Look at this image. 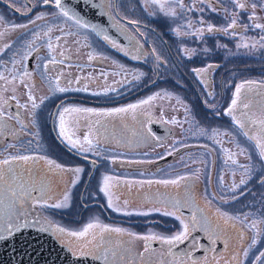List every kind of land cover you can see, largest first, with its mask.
<instances>
[{
	"label": "flooded vegetation",
	"instance_id": "obj_1",
	"mask_svg": "<svg viewBox=\"0 0 264 264\" xmlns=\"http://www.w3.org/2000/svg\"><path fill=\"white\" fill-rule=\"evenodd\" d=\"M97 1H99V3L103 6L105 14L111 19L113 26L124 36L125 41L128 42V45L121 43L119 40L116 43L120 46V48L131 52L133 55H141L145 57L148 55L151 58V62L153 63L152 67L147 68V70L150 72L155 70V63L157 62L155 51L153 53L154 49L147 41H144L145 44L137 42L135 38L129 34L128 28L130 31L137 33L139 32L137 29L142 26L145 30L154 35L165 48L164 53L162 52L160 54L166 55L167 59L170 60L173 66L176 68L178 75L183 76L185 79H188V72L192 73L194 76L196 75L193 69H202L206 68L210 64L213 65L212 68L208 69L207 73L202 74L201 77H197V88H195V90H201V93L204 95V97L209 101L210 104H212L211 109L216 113L217 118L220 120V125L224 126L225 122L226 124L229 122L230 127L239 137L240 141L235 138L232 132L229 133L226 131L227 127H219L220 129L218 130H220L222 133L228 132L230 135L217 137L221 143H216L212 138H210V134L212 130L217 129H209V135L205 136L201 135L197 129H193L190 132L182 129L180 132L175 133L170 124H165L171 129V134L167 138L164 140H159V142L149 138L148 141L145 142L142 138L140 128H127L123 123L120 122L118 124L119 127L114 129V136L117 139V147L111 146L113 150L110 151V153H106L105 148L100 146L103 148V151L101 150V153H99L98 156L103 155L104 158L97 157L93 153H87L86 155L82 156L79 155L81 157L79 160L82 161V167L79 165L77 166L82 169V172L79 173L78 176V180L81 179L80 182H77L74 186H72L71 181L75 179L76 175L72 171L65 173L67 181L65 182L64 189H62V186H60V182L59 188L61 190L60 193H63L64 191L70 192V202L66 209H57L56 211L59 214H62V216H67L68 212L73 210V200L78 199L80 214L83 218L82 227L89 222L99 221L101 224L120 227L126 229L129 232L137 234H147L149 232H154L164 236H170L179 231L181 228L179 221H177L174 216L163 215L165 210L175 211L177 215L183 216L186 222H190V219L194 214L198 220H200L202 217H205L207 218L208 226L213 229H216L217 227L216 210L218 208L222 212H226L229 215L239 216L241 220L246 213L254 214L257 217L264 215V184L260 183V180L264 179V161H260L258 159L257 152L255 151L252 143L248 141L247 138L242 135L241 131L233 125L231 117L224 115L225 110L229 107L231 99L233 98L235 87L240 83H234L230 79V82L224 80V75H228L229 69L222 70L224 73L220 81H218L217 78L214 80L213 73L221 70V66L223 67V64H217V60L214 63H209L202 67L193 66L194 64L192 65L199 51L198 47H194L192 45H195V43L198 44L197 42L202 38L198 35L191 34L185 35L184 37L181 35V38H178L176 33L171 35V33L168 32L170 28L181 27V21L178 19L176 20L175 17L166 16L158 9L149 6L148 13H145V16H147V23H137L133 25L128 23L130 20H127L120 15V12L118 11L120 6L119 0H112L111 2V9L114 16L113 19L107 11V1ZM38 2L39 0H0V16H4L5 19L9 20L7 23H17L23 25L26 21H29L31 17L38 14V10H40ZM46 6L54 8L52 5ZM25 8H28V10L26 11ZM245 18L248 17L244 16V19ZM114 19H117L118 21H114ZM229 19H231V17H229ZM224 20L227 23L228 17H226ZM236 30H240V28L237 27ZM88 31H90L96 39H104V35L98 36L92 30ZM189 33L191 32L189 31ZM217 33L203 36L207 37V39L209 37L211 38L210 41L213 43L211 44L209 56L211 57L213 55L215 58V55L218 52V44H233L230 39L223 37L220 39V41H217L219 40L218 36H221ZM27 34L29 33L27 32L25 34L19 31L18 33L16 32L14 34L16 37L14 38L15 40L19 39L21 42L28 36ZM174 38L178 39L179 53L174 50L172 51L169 47L170 41L175 42ZM13 40L8 41L6 39L3 42H0V47H3L4 44H11L13 46V42L15 41ZM143 45H145L146 48H144ZM182 45L187 48V52L189 53L188 56L186 52H184V54L181 52ZM137 48L140 49L139 52L137 51ZM37 49H39V53L34 58L31 69L28 67L27 60V67L29 71L33 70L34 62L44 50L43 47L39 45V47L35 48L31 53V56L37 51ZM5 52L13 53L12 50L8 49L5 50L4 53ZM114 54L119 58L120 61L123 60L129 62L133 74L136 69H142V67H136L138 66V63L134 61L135 59H127L128 57L124 55V52L118 50L117 48L115 49ZM3 55L1 57V61L6 60V57ZM163 59L164 58L160 56V59L158 60L160 68L165 67ZM145 65L147 66L148 63H145ZM243 75L244 74H242L241 77H243ZM155 77L156 80L159 79L158 74ZM163 77L167 76L163 75ZM202 79L204 81L203 83L201 82ZM134 81L135 80H132L129 83H133ZM246 81L249 80L242 82ZM255 82H257L256 86L247 92V96L253 115L258 117L260 108L264 106V90L261 89L264 87L260 86L261 84H264V82ZM151 83L152 82L143 85V88H147L149 85H151ZM128 86L132 85L130 84ZM196 93L200 102L204 103L201 93L198 91ZM208 93H211L212 95L209 96ZM133 95L134 94H130L126 97L116 100V102H125L126 100L131 99ZM74 96L76 95L69 94L61 97L54 93V95L51 97V101L56 103L54 109L57 107L58 110L62 104L67 102H87L86 100L82 99L84 97L80 96L81 98H79ZM12 109L21 112L19 108L11 106L10 111L13 114L18 115ZM247 112V109L241 108L237 115L240 116L242 113ZM139 113L140 112L137 113V117L149 120L148 117L140 115ZM23 118L24 117L20 119L22 120ZM127 119H129V117H127ZM152 122L164 124L158 119L156 120L151 115V119L147 122V130H149V124ZM129 125L138 126L140 125V122L136 121L135 123ZM249 127H251V125ZM200 128L205 129L204 127ZM50 132L54 137V119L52 128L50 119ZM153 135L155 136V134ZM12 138L13 136L11 135L7 138V140L9 141ZM56 144L59 147L64 146L63 144H59L57 141ZM236 144H239L241 147H244L247 150V156L252 157L253 155V159L251 160H249L245 155L239 156L238 163L251 164L254 168L260 169L262 175L257 180L253 176L252 179H249L245 185L238 188L236 192H231L229 191V187L231 186L233 179L238 182L241 178L240 173L243 170L237 169V174L235 177H233L231 175V170L235 169L236 166L231 165L230 163L225 164V153L222 151V149H229L233 152H236L238 151ZM69 151L73 153L71 149ZM169 151L172 152L171 155H168ZM250 152H252V155ZM68 155L71 156L69 153ZM107 156L113 159H107ZM93 161L95 163H93ZM55 163L62 165L61 161L55 160ZM83 164L86 165L83 166ZM66 168L71 169L68 167ZM197 170H199L198 178L197 175H194L197 173ZM106 175L116 178V180L112 182V199L117 206L125 208L126 211L133 213L137 211H146L150 214L123 215L121 212H116L109 208L107 206V197H105V195L99 190L102 186L103 177ZM180 176H185L187 179L181 181L178 186L176 185L179 191L173 192V195L169 194L168 192H159L158 194H153V192L142 189L139 186L144 185V187L147 188L149 184L135 183L136 181L176 179ZM221 177H223L224 180L223 184H221L220 181ZM55 178L58 180L57 177ZM80 183H82V186L79 188ZM57 184L58 181L55 183V185ZM160 185L161 189L165 190L163 188V184ZM122 186L136 187L138 192L134 191L132 188L130 191L122 192ZM78 189H80L79 193H77ZM257 189L262 191H256ZM56 190H58V186L55 187V192ZM233 197L237 198L233 199ZM124 201L128 202L126 207L124 205ZM177 202H179V207L172 208V204ZM156 209H159V211ZM60 210L62 212H59ZM55 216L57 217L58 215L55 214ZM78 220H80V218ZM250 220L251 216L249 217L248 222H250ZM232 223L235 224V227H225L222 223L220 224L217 242L215 244H211L209 242L207 239V233L205 231L193 229L189 241H185L183 244L173 246L172 254L165 255L162 258L167 261H173L177 259L186 260L188 261V264H191V261L188 260V257L185 255L186 253L190 252L192 259L197 261H203L205 257H207L209 261H212L213 257H215L220 261V264H225V261H231V257L239 253L240 255L238 256L237 264H240V262H242V264H257L256 256H258L260 252H264V233L257 236L256 244L250 247V245H252L254 233L246 228L244 224L238 221H233ZM29 227L36 229L40 228V226H34L32 223L29 224ZM261 227L264 228V225ZM240 233L244 234L243 239L240 238ZM51 234L55 237L53 233ZM192 238H194L195 242L199 245L198 249L193 247L191 242ZM55 239L58 241L56 237ZM124 239L127 240L130 238L125 237ZM116 242L115 234H112L110 240L103 241V243L108 244L109 247L114 245ZM235 242H238L240 245H242L241 249L238 250L234 248ZM59 244L69 249L66 245L60 242ZM132 246L134 248V252H142L144 242L138 240L133 241ZM151 246L152 249L155 250L151 257L153 261L160 258V254L167 249L166 245H161L155 241L152 242ZM245 249L248 250V256L246 258L243 256ZM117 251L120 252V250ZM74 257L80 256L76 255ZM262 260H264V258H262ZM96 261L102 264L100 260Z\"/></svg>",
	"mask_w": 264,
	"mask_h": 264
},
{
	"label": "rangeland",
	"instance_id": "obj_2",
	"mask_svg": "<svg viewBox=\"0 0 264 264\" xmlns=\"http://www.w3.org/2000/svg\"><path fill=\"white\" fill-rule=\"evenodd\" d=\"M108 3L107 11L109 15L114 18L112 9H111V2L112 0H106ZM120 6L118 11L120 15L127 19L137 21L140 24L147 23L145 13H148L149 6H146L144 0H119ZM215 1V5L209 7L208 0H204V3H201L200 0H182L184 4V8H180L178 5H175L176 15L173 16L176 20L181 21V27L170 28L168 30L169 33L175 34L177 30L180 31V35L178 38H181L184 32H194L195 29L206 26L207 24H212L214 26L223 27L226 26L229 22L231 14L233 12L238 13L237 22L238 27L240 30H234L235 35H226L223 33H217L218 39L228 38L232 41L233 44H221L217 45L218 52L216 53V58L213 55L210 57V48L211 44L213 43L211 38L207 39V37H202L194 47H198L199 51L192 63L193 66H204L209 63H214L217 60V64H223L221 66V70H218L216 73H213V79L216 78L218 81L221 80L223 77L224 69H229L228 75H224V80L232 82L242 83V81L249 80V81H259L264 82V48L259 46L257 43L256 48H238L237 45L242 42H248L249 44L255 43L260 41V37L264 35V31L261 29H257L254 27L256 23L264 24V0H247V3L251 5L253 2L257 4V8L255 10V20H249L248 18L244 19V16L249 17L252 12L249 7L248 10H240L235 8V5L232 4L231 0H213ZM39 9L38 14L31 17L29 21H26L24 24L28 25L27 28H16L15 30H11L10 28L6 29V25H22L17 23H7L9 20L5 19V17H1L0 19V33H3L0 36V42L4 40H15V33L21 31L23 33H29L28 36L23 39V41H19L16 39L13 42V46L8 49L12 50V52H5L2 55L6 57V60L1 61L2 55H0V71H3L4 74L8 75V70H11L12 60H20L21 59V49L27 50L26 45L33 41V32L40 33V39H36L35 42L32 44L31 53L34 51L35 48L42 46L43 52L34 62L33 73L32 77L29 79L25 77L24 83L29 84L31 88V92L36 100V103L39 104L41 98L44 99V103L40 105V107L36 110V124L33 125L30 120V113L32 112L31 104L27 99V89L24 87V84L20 83L19 79L12 83L6 84L5 81L0 80V103H2L3 99H8V106H6L3 110L7 113H11L10 107L15 106L17 107V102L21 104H28V108H19V110L23 114V121L27 124V128L25 131L30 133V135H25L23 132H19V124L15 120H9L6 122L7 127L4 130V136H0V160L8 157L9 155H31V156H45L51 160H57L62 162L63 167H68L71 169L76 168L78 165L82 167V161L80 156L86 155L87 153L78 152L76 149H71L67 143L59 136V118L58 113L63 110L64 107H84V108H92L95 110H109L112 108L127 106L128 104L137 103L140 100L146 99L149 96H153L156 93H169L171 94V99L167 98H157L152 102L150 106H145L143 110L140 111H147L152 115L156 120L158 119L161 121V118L171 120L175 118L176 120L181 121L183 127L179 125L170 124L172 129L175 133L180 132L182 129L190 132L193 129H197L200 127H204L209 131V129H220L219 127H227L226 131L229 133H233L235 138L240 141L239 137L230 127V124L222 126L220 125V120L217 118L216 113L213 112L212 104L204 97L201 93V90H197L203 96V102L197 98V76L195 77L192 73L188 72L187 76L188 79H185L183 76H179L176 68L173 66L172 62L167 59L166 55L160 54L164 53V46L161 44L158 39L149 33L144 27L140 26L138 28L139 32H134L129 30V34L132 35L135 40L139 43H144L147 41L151 47L155 50V54L157 57L162 56L164 59L165 67H161L158 64V60L155 63V70L150 72L147 68L153 66L151 62V58L147 55L141 56L139 55V59H133L138 63L137 68L142 67V69H136L134 74L140 75L139 80H135L133 83L131 82L133 79V72L130 68L129 62L119 60V58L114 54L115 49L110 44H108L104 39L98 40L94 37V35L86 30L80 29L71 21L65 20L63 17H59L56 13L57 10L52 7H47L42 3V0H39ZM167 7V5H166ZM215 7H219L218 9ZM21 8V7H20ZM213 8L216 10L213 11ZM222 8V9H221ZM203 9V10H201ZM225 9H228L225 12ZM27 11L28 8H25ZM44 16L45 18L42 20H37V16ZM171 17V16H170ZM228 17L227 23L225 22V18ZM201 20H203V24H201ZM224 20V21H223ZM35 21V23H33ZM114 21H118L114 19ZM223 22V23H222ZM23 24V25H24ZM191 24V28L188 25ZM216 24V25H215ZM247 25V28L244 27ZM51 27L53 29L51 38L54 43H57L55 38L57 36L63 37L59 43V47H57L56 53L54 55L57 56V59H63L64 64L58 65H50V71L47 73L49 77L54 78L57 75V71L63 72L61 77V86L70 87L71 91L65 93H56L58 96H65L69 94H74V97H84L82 99L86 100L87 102H67L62 104L55 115L54 118V131L58 139L62 142L65 146L59 147L56 144L54 137L51 135L50 132V119L52 112L56 103L51 101V97L54 95L50 91L51 85L49 84L48 80L42 77V69L38 68V65H42V63L46 62L49 58L48 49L46 47L48 37L44 36V32ZM63 29V31H60ZM216 34V33H214ZM205 35H209L205 32ZM15 37V38H14ZM66 39V42H65ZM174 41H170L169 47L173 51L178 52V39L174 38ZM145 44V43H144ZM146 48L145 45H143ZM181 52L184 54L185 46H181ZM180 47V48H181ZM64 52V56H60V52ZM128 52V51H127ZM92 53L96 58L93 59L91 62L89 61L88 54ZM127 59L132 58L133 55L131 52H128ZM187 56L189 55L188 52ZM156 57V58H157ZM210 57V58H209ZM130 60V59H129ZM145 63H148L146 66ZM24 64L27 67V61H24ZM144 66V67H143ZM169 66V67H167ZM21 64H16L15 69L17 74L20 73ZM28 69V67H27ZM157 71V72H156ZM191 71V70H190ZM102 72L109 73L107 78L101 75ZM114 72H120L121 75H113ZM159 75V79L156 80V75ZM243 75V77H241ZM166 75L167 77H163ZM248 75V76H247ZM230 76V77H228ZM181 77V78H180ZM79 79V83H75V81ZM68 81H73L70 85ZM32 82H35L36 86L32 87ZM151 83L147 88H143V85L147 83ZM129 83V84H128ZM132 86H128V85ZM84 85H87V91H75L76 88H82ZM7 88V91H4V88ZM106 88H114L115 91H108L107 95H92L93 92H103ZM264 90V88H261ZM130 94H134L131 99L126 100L125 102H116L123 97H126ZM15 96L16 99H10V97ZM81 96V97H80ZM179 98L182 103L177 104L176 99ZM97 102V103H96ZM117 104H115V103ZM106 103V104H105ZM118 105V106H117ZM187 106L191 110V116L194 117V121L192 123L185 122V110L184 106ZM175 109V110H174ZM138 116V115H137ZM129 117V119H127ZM125 117L123 120L120 117H113V118H102L105 120V127L100 129L101 139L104 141L99 145V150L97 157L104 158V156H98L100 151H103V146L105 148L106 153H110L113 150L112 147H117V139L114 136V129L119 127V123H123L127 128H140L143 125V130L147 132V122L149 120L143 119L141 117H137L136 120H133L132 117L129 115ZM92 119H96L92 117ZM136 121L140 122V125H129L135 123ZM195 125V126H193ZM16 129L19 133L18 138H12L11 140H7L9 136H11V129ZM251 128V127H250ZM88 131V126L83 119L80 120V126L77 131V135L80 138H83V133ZM38 133V136L36 135ZM31 141V143H28ZM9 145H15L14 147H10ZM252 147V146H251ZM72 150L71 153L69 150ZM64 150V151H63ZM66 151V152H65ZM72 156H69L68 153ZM252 155V152H250ZM77 154V155H76ZM80 155V156H79ZM107 159H113L109 156L106 157ZM253 159V155L251 157ZM39 167L35 170L34 176L36 173H40L42 175H47V167L44 165L43 161L36 162ZM86 164H83V166ZM18 171L23 172L27 165H23L22 162H18L14 165ZM264 170V169H263ZM262 175L260 169L254 168L252 172V177L256 178V180ZM57 177L58 180L55 178ZM76 179V177H75ZM81 180V179H80ZM78 180V182H80ZM52 185L55 190V187L58 186V190H56L57 195L60 194L61 190L59 188L62 186L64 189L65 182L67 181L65 173L63 176L56 175L51 177ZM58 184L55 185V183ZM82 186V183L79 184V188ZM142 189L148 190L153 192V194L166 193L173 195V192L179 191L177 186L173 185H163L165 190L161 189V185L157 183H153L149 185L147 188L144 185H139ZM66 188V187H65ZM122 192L130 191L131 188L138 192L136 187H126L122 186ZM130 188V189H127ZM79 190L77 193H79ZM256 191H262L257 189ZM39 192H33V196H38ZM159 196V195H158ZM62 208V209H66ZM57 209L52 208H45L40 209L36 208L34 213L28 217L30 223L34 224V226H41L43 223L44 217L47 220L51 221L55 226H63L66 229L70 230H80L82 228L83 218L80 214V209L78 205V199L73 200V210L68 212L67 216H62L59 214ZM56 211V212H54ZM59 212H62L61 210ZM55 214L58 216L56 217ZM80 218V220H78ZM40 220V223L37 221ZM49 232L52 233L50 230ZM56 237V236H55ZM57 238V237H56ZM58 239V238H57ZM61 243V241L58 239ZM241 243V242H240ZM66 245V243L64 244ZM242 245L238 242L234 243L235 249H241Z\"/></svg>",
	"mask_w": 264,
	"mask_h": 264
},
{
	"label": "snow or ice",
	"instance_id": "obj_3",
	"mask_svg": "<svg viewBox=\"0 0 264 264\" xmlns=\"http://www.w3.org/2000/svg\"><path fill=\"white\" fill-rule=\"evenodd\" d=\"M201 3H204V0H200ZM209 7H212L211 0H208ZM232 4L235 5V8L240 10H248L249 7L251 9L252 14L248 17L249 20H255V10L257 8V4L253 2L251 5L247 3V0H231ZM44 5H52L57 10V15L59 17H63L67 21H71L80 29L86 30H95L92 25L86 24L83 20H81L72 10L62 2V0H42ZM146 6H151L155 9H158L166 16H175V5H178L180 8H184V4L182 0H144ZM167 5V7H166ZM203 10V9H201ZM216 9L213 8V11ZM228 9H225L227 12ZM239 14L233 12L231 14L230 22L223 27H216L212 24H207L206 26L199 27L195 29L194 32H184L183 35H198L201 38L204 36L205 32L208 34L213 33H223L226 35H235V29L238 27L237 16ZM45 17L40 15L37 16V20H42ZM2 19V18H0ZM35 23V21H33ZM130 24H137V21L130 20L128 21ZM201 24H203V20H201ZM28 25H6V29L10 28L11 30H15L16 28H27ZM191 28V24L188 25ZM247 28V25H244ZM255 28L261 29L264 31V24L256 23L254 25ZM138 30V29H137ZM53 29L49 27L47 31L44 32V36L48 37L46 47L48 49L49 58L46 62L42 63V65H38V68L42 69V77L48 80L51 85L50 91L52 93H65L71 91L70 87L61 86V77L63 72L57 71V75L52 78L47 75L50 71V65H58L64 64L63 59H57V56L54 55L56 53L57 47H59V41L64 39L63 37L57 36L55 38L57 43H54L51 38V33ZM63 31V29H60ZM177 35H180V31L177 30ZM3 33H0L2 36ZM36 39H40V33L33 32V41L29 42L26 45V49H21V59L20 60H12V69L8 70V75L6 76L3 71H0V80L5 81L6 84L12 83L19 79L20 83L24 84V87L27 91V99L31 104L32 112L30 113V120L33 125L36 124V110L40 107L41 104L44 103L45 98H41L40 103L37 104L36 100L31 92V88L29 84L24 83L25 77L29 79L32 77L33 73L29 71L24 64V61H27L31 58V49L32 44ZM104 40L110 44L112 47L117 48L118 50L124 52V55H128L129 53L124 49L120 48V46L113 40L109 39V37L104 36ZM66 42V39H65ZM257 43L261 48H264V35L260 37V41L249 44L248 42H242L237 45L238 48H256ZM11 44H4L3 47H0V55L4 53L5 50L11 48ZM39 51V49H37ZM139 52L140 49L137 48ZM155 50H153L154 53ZM188 50L185 49V52ZM194 54V53H193ZM60 56H64V52L59 53ZM89 61L91 62L96 57L92 54H88ZM139 55L132 56V59H139ZM37 59H39L37 57ZM159 60V57H157ZM21 64L20 73L17 74L15 65ZM213 65H208L206 68L202 69H193L197 77H201L202 74L207 73L209 68H212ZM109 73L102 72L101 75L107 78ZM113 75H121L120 72H114ZM134 80H139L140 75H133ZM203 83V79L201 80ZM73 81H68L70 85ZM75 83H79V79L75 81ZM257 82L255 81H246L242 82L235 87V91L233 94V98L231 99V103L229 107L225 110L224 115L231 117V121L233 125L239 129L244 137L250 141L257 152L258 159L260 161H264V106L260 108L259 116H254L253 112L250 108L248 102L247 92L251 90L254 86H256ZM35 82H32V87H35ZM264 87V84L260 85ZM87 85H84L82 88H76L75 91H87ZM115 91L114 88H106L103 92H93L92 95H107L108 91ZM4 91H7V88H4ZM211 96V93H208ZM157 98H167L171 99V94L165 92L163 94L156 93L153 96H149L146 99L140 100L137 103L128 104L127 106L112 108L109 110H95L92 108H84V107H64L62 111L58 113L59 118V136L67 143V145L71 149H76L81 153H93L97 154L99 150V145L104 142L101 139L100 129L105 127V120L102 118H113L120 117L122 120L131 116L133 120L137 119L138 110H143L145 106H150L154 100ZM10 99H16L13 95ZM177 104H181L182 101L177 98ZM8 106V99H3L2 103H0V136H4V130L7 127L6 122L9 120H15L19 124V132H23L25 135H30L25 129L27 128V124L20 120L19 116L16 114H11L5 112L3 109ZM17 108H28V104H21L17 102ZM243 109H247V113H242L240 116L237 113ZM175 110V109H174ZM184 110L186 113L185 122L192 123L194 121V117L191 116V110L185 105ZM140 115L148 117L151 119L150 113L147 111H140ZM95 117L96 119H92ZM83 119L88 126V131L83 133V138L77 135V131L80 126V120ZM164 124H174L183 127L181 121L176 120L175 118L171 120L161 118V121ZM251 125V128L249 127ZM195 126V125H193ZM197 131L200 132L201 135L208 136L209 132L206 129L197 128ZM11 134L13 138H18L19 133L16 129H11ZM141 134L142 138L145 142L148 141L149 138L153 140H157L159 142V138L153 135L151 129L147 130L145 133L143 130V125L141 126ZM38 136V133L36 134ZM228 132H221L220 130H212L210 134V138L214 140L216 143H221L217 137L221 136H229ZM28 143H31L29 141ZM10 147H14L15 145H9ZM206 147V146H205ZM238 151L233 152L229 149H222L225 153V164H231L236 166L235 169L231 170V175L235 177L237 174V169H242L243 171L240 173L241 178L238 182L233 179L231 186L229 187V191L236 192L238 188L245 185L249 179H251L252 172L254 171V167L251 164H239L238 157L241 155L247 156V150L244 147H241L239 144H236ZM172 152L169 151L168 155H171ZM163 158V157H162ZM249 160L252 158L247 156ZM37 161H43L44 165L47 167V175H42L40 173H36L34 176L35 170L39 167L37 165ZM22 162L23 165H27L23 172L18 171V169L14 166L16 163ZM93 163H95L93 161ZM72 171L76 175V179L71 181V185L74 186L78 182L79 173L82 172V169L77 167L74 169H67L62 165L55 163V161L46 158L45 156H31V155H9L8 157L0 160V241H7L9 238H14L16 233L21 232L22 229H26L29 227L30 221L28 217L32 215L36 208L45 209H62L69 206L70 202V192L64 191L57 195L55 192L51 177L60 175L63 176L64 173ZM198 172L194 175H197ZM187 177L180 176L176 179H164V180H147V181H136L135 183L139 184H163L167 185H179L181 181L186 180ZM116 180L115 177L104 176L102 180V186L100 187V192H102L105 197H107V206L111 208L113 211L121 212L123 215H149V212L146 211H137L135 213L126 211L125 208L117 206L112 199V188L113 181ZM221 184L224 183L223 177L220 178ZM261 184H264V179L260 180ZM33 192H39L38 196H33ZM237 197H233L236 199ZM223 199V197H222ZM127 201H124V205L126 207ZM179 202L172 204V208H178ZM159 211V209H156ZM165 216H174L177 221H179L181 228L179 231L175 232L170 236L160 235L154 232H149L147 234H137L133 232H129L126 229L120 227H113L109 225L101 224L99 221H92L83 226L80 230H70L66 229L63 226H55L51 221L47 220L46 217L42 218L43 223L41 224L39 231L40 232H48L52 231V233L61 241L62 244L66 243V246L69 248V251L72 252L74 256L78 255L80 257H91L94 260H100L102 264H188L186 260H173L167 261L163 259L165 255L172 254L173 246L183 244L185 241H189L191 237V233L193 229H198L205 231L207 233V239L211 244H215L217 242L218 237V229L220 224L222 223L225 227H235L233 221H238L250 231L254 233L252 245L256 244V237L264 233V228L261 226L264 225V215L257 217L254 214L246 213L243 216V219L239 216H232L226 212H222L219 208L216 210V229L208 226L207 218L202 217L200 220L197 219L194 214L190 222H186L183 216L177 215L175 211L165 210L163 212ZM251 216V220L249 221V217ZM40 223V220L37 221ZM112 234H115L116 243L111 247L108 244L103 243L105 240H110ZM125 237H129L130 239H124ZM240 238H244V234L240 233ZM143 241V251L142 252H134L133 241ZM158 242L161 245H166L167 249L160 254V258L153 261L151 258L154 254L155 250L152 249V242ZM194 248H199V245L195 242V239L191 240ZM117 250H120L118 252ZM188 257V260L191 261V264H220V261L213 257L212 261H209L207 257L203 261H197L192 259L191 253L185 254ZM240 254L237 253L231 257V261H225V264H237L238 256ZM243 256L246 258L248 256V250L245 249L243 252ZM264 252H260L258 256H256L257 264H264ZM242 264V262H240Z\"/></svg>",
	"mask_w": 264,
	"mask_h": 264
},
{
	"label": "water",
	"instance_id": "obj_4",
	"mask_svg": "<svg viewBox=\"0 0 264 264\" xmlns=\"http://www.w3.org/2000/svg\"><path fill=\"white\" fill-rule=\"evenodd\" d=\"M73 13L86 24L92 25L98 36H107L109 39L128 45L124 36L113 26L111 19L105 14L103 6L97 0H62ZM212 5L215 1L211 0ZM39 51H36L28 60L29 69ZM15 111L20 118L22 113ZM57 107L51 116V128ZM149 129L153 134L164 140L171 134V129L161 123L152 122ZM55 135V134H54ZM0 264H101L88 257H74L69 249L60 245L49 232H40L39 229L27 227L16 233L14 238L0 241Z\"/></svg>",
	"mask_w": 264,
	"mask_h": 264
}]
</instances>
